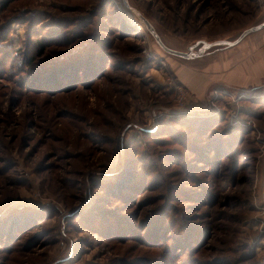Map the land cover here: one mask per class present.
<instances>
[{
    "label": "rangeland",
    "instance_id": "1",
    "mask_svg": "<svg viewBox=\"0 0 264 264\" xmlns=\"http://www.w3.org/2000/svg\"><path fill=\"white\" fill-rule=\"evenodd\" d=\"M3 1L0 264H264V74L242 79L264 29L193 66L204 96L122 0ZM130 1L183 49L264 20V0Z\"/></svg>",
    "mask_w": 264,
    "mask_h": 264
},
{
    "label": "water",
    "instance_id": "2",
    "mask_svg": "<svg viewBox=\"0 0 264 264\" xmlns=\"http://www.w3.org/2000/svg\"><path fill=\"white\" fill-rule=\"evenodd\" d=\"M124 6L133 14L136 15L137 18L140 19L143 27L145 30L150 34L151 37L155 40L158 47L163 50L165 53L169 55V62L171 63V68L173 69L174 73L178 76L180 81L187 85L188 83L192 89H199V95L206 96L209 94L211 84L205 81L202 82L201 76L203 74H199L200 69L197 67H193L198 63H202L209 60L213 56H210L217 51H221L224 49L232 48L230 54H236L234 58L238 60L242 55H246V60L251 55V48L246 47L245 45L248 44L253 37L250 35L258 34L260 35L262 29H264V20L259 22L258 24L252 25L248 28H245L241 31L235 38H219L215 40H209L206 38L197 39L195 42L189 44L185 49L178 48L175 46L170 45L162 36L160 31L157 29L156 25L136 6H134L130 0H122ZM250 39H249V38ZM247 39L244 46H241ZM213 64L208 67V69H212L213 73H217V69L221 70V73L227 71L226 69L234 65L236 62L233 61L230 57H222L213 59ZM249 63V62H247ZM184 66V67H182ZM199 67V66H198ZM243 66L240 69L235 70L234 72L231 71L229 74L232 78H235L236 81L247 79L248 77H259L260 75L264 74L263 71H256L254 70L252 74L246 75V72L243 73ZM208 72V71H207ZM184 73H190L189 75ZM243 73L245 75L242 79H237L236 75ZM251 75V76H250ZM194 79V80H193ZM202 82V83H201ZM198 85V86H197ZM190 89V90H192ZM213 90V89H212ZM193 91V90H192ZM193 92V93H194ZM262 196L264 201V181L262 186Z\"/></svg>",
    "mask_w": 264,
    "mask_h": 264
},
{
    "label": "trees",
    "instance_id": "3",
    "mask_svg": "<svg viewBox=\"0 0 264 264\" xmlns=\"http://www.w3.org/2000/svg\"><path fill=\"white\" fill-rule=\"evenodd\" d=\"M10 1H13V0H4V1H3V2H4V6H5L7 3H9ZM66 55H68V53L65 54L62 58H64ZM54 62H57V61H53L52 63H54Z\"/></svg>",
    "mask_w": 264,
    "mask_h": 264
},
{
    "label": "bare ground",
    "instance_id": "4",
    "mask_svg": "<svg viewBox=\"0 0 264 264\" xmlns=\"http://www.w3.org/2000/svg\"><path fill=\"white\" fill-rule=\"evenodd\" d=\"M140 31H141L142 33H144V32H145L144 27L140 26Z\"/></svg>",
    "mask_w": 264,
    "mask_h": 264
},
{
    "label": "built area",
    "instance_id": "5",
    "mask_svg": "<svg viewBox=\"0 0 264 264\" xmlns=\"http://www.w3.org/2000/svg\"><path fill=\"white\" fill-rule=\"evenodd\" d=\"M184 97H185V95H184L183 93H181L180 98H181V99H184Z\"/></svg>",
    "mask_w": 264,
    "mask_h": 264
}]
</instances>
